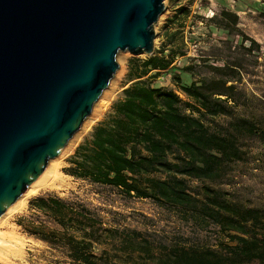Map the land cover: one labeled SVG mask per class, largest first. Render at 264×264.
<instances>
[{
    "label": "trees",
    "instance_id": "1",
    "mask_svg": "<svg viewBox=\"0 0 264 264\" xmlns=\"http://www.w3.org/2000/svg\"><path fill=\"white\" fill-rule=\"evenodd\" d=\"M177 14L190 17L185 7ZM221 24L237 28L239 17L222 11ZM246 40L252 47L257 46L255 40ZM177 56L173 49L167 55L162 48L142 62L139 73L125 86L123 97L76 149L71 167L64 172L76 180L119 189L128 197L151 199L202 230L214 228L216 245H163L140 232L107 227L87 207L50 195L35 198L30 208L59 228L28 220L25 229L30 236L66 245L76 264H264V209L245 207L210 186L194 194L187 182L222 179L229 163L244 159L239 136L257 137L264 142V130L251 120L231 117V133L220 135L202 120V116L230 114L228 104L236 88L228 85L235 80L223 77L225 68H213L220 78L190 85L181 75H175L177 91L155 88L150 80L178 70L174 65ZM193 69L185 67L180 72L187 74ZM230 70L236 74L235 69ZM181 96L193 102L190 113L182 109ZM106 245L128 259L114 261L107 251L95 253L97 247Z\"/></svg>",
    "mask_w": 264,
    "mask_h": 264
},
{
    "label": "rangeland",
    "instance_id": "2",
    "mask_svg": "<svg viewBox=\"0 0 264 264\" xmlns=\"http://www.w3.org/2000/svg\"><path fill=\"white\" fill-rule=\"evenodd\" d=\"M164 4L165 10L154 27L155 52L165 48L168 55V50L173 49L179 54L174 63L178 70L171 74L162 73L158 79L150 80V83L155 88L177 91L175 75H181L183 82L190 85L192 82L220 78V74L214 72L213 68H225L223 77L235 80L228 85L236 88L228 104L230 114L215 118L202 116V120L212 132L220 135L231 133L228 126L231 117L251 120L264 130V0H165ZM181 7L189 9L190 17L177 14ZM222 11L238 15L237 28H224L221 24ZM246 39L255 40L257 46L252 47ZM195 45L198 47L194 48ZM182 54L188 55L180 57ZM149 57L146 54L133 55L129 51L118 53L116 61L119 69L80 131L63 152L50 161L42 174H46L42 182L29 188L30 191L19 199V205L0 218V234L15 236L24 241L20 251L1 258L0 263L76 264L70 258L66 245L30 236L25 229L28 220L36 225L43 223L50 229L59 228L45 215L30 208L35 198L48 195L72 205L87 207L107 227L140 232L163 245L183 242L204 247L216 245L214 228L202 230L184 221L179 213L151 199L128 197L119 189L76 180L64 172L71 167L70 159L76 149L91 137L94 127L106 118L113 104L123 97L125 86L139 73L137 69ZM185 67L194 69L182 74L180 69ZM230 68L235 69L236 74ZM181 98L184 101L182 109L190 113L192 109L189 105L192 106L193 102L184 96ZM238 139L244 159L229 163L225 176L219 181L210 183L189 179V189L196 194L203 186H210L224 191L245 207L264 209V142L257 137L239 136ZM53 179L65 186L55 190L43 188L44 182ZM21 217L27 220L21 221ZM102 251H107L114 261L128 259L125 255H117L110 245L97 247L95 253L100 255Z\"/></svg>",
    "mask_w": 264,
    "mask_h": 264
},
{
    "label": "water",
    "instance_id": "3",
    "mask_svg": "<svg viewBox=\"0 0 264 264\" xmlns=\"http://www.w3.org/2000/svg\"><path fill=\"white\" fill-rule=\"evenodd\" d=\"M164 1L0 0V218L80 131L118 53H155Z\"/></svg>",
    "mask_w": 264,
    "mask_h": 264
},
{
    "label": "bare ground",
    "instance_id": "4",
    "mask_svg": "<svg viewBox=\"0 0 264 264\" xmlns=\"http://www.w3.org/2000/svg\"><path fill=\"white\" fill-rule=\"evenodd\" d=\"M49 171H50V169L46 173L48 174ZM44 175H46V174H44ZM44 175L43 176L41 175L38 178V180L34 183V184H36L35 186L33 184L29 188H31V187L34 188L39 183H41L43 180V177H45ZM64 186H65L64 183H62L56 179L48 180V181L44 182V184H43V188L49 189V190L61 189ZM20 201L21 200H18L7 212L10 213V211H13L19 205ZM23 245H24V241L15 237V236L0 234V259L1 258H7V257H10L11 255L16 254L18 251H20V249L22 248Z\"/></svg>",
    "mask_w": 264,
    "mask_h": 264
},
{
    "label": "built area",
    "instance_id": "5",
    "mask_svg": "<svg viewBox=\"0 0 264 264\" xmlns=\"http://www.w3.org/2000/svg\"><path fill=\"white\" fill-rule=\"evenodd\" d=\"M196 47H198V45H195V46H194V48H196ZM187 55H188V54H187ZM185 57H186V56H185ZM176 62H177V59H176L175 63H176Z\"/></svg>",
    "mask_w": 264,
    "mask_h": 264
}]
</instances>
